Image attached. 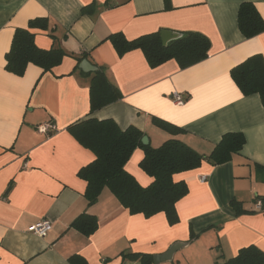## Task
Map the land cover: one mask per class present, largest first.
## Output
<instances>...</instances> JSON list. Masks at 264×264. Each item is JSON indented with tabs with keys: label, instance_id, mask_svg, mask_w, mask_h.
Listing matches in <instances>:
<instances>
[{
	"label": "crops",
	"instance_id": "0c3cea01",
	"mask_svg": "<svg viewBox=\"0 0 264 264\" xmlns=\"http://www.w3.org/2000/svg\"><path fill=\"white\" fill-rule=\"evenodd\" d=\"M106 1L0 0V264H71V257L83 260L76 264H139L121 254L160 255L175 243L186 245L160 264L222 263L250 245L264 252V215L255 202L264 197V108L258 95L244 96L230 76L246 58H264V32L245 39L237 26L244 2L264 21V0H169L167 9L163 0H108V8ZM86 6L89 14L82 15ZM35 18L50 25L34 30L38 48L84 54L119 99L91 113V76L79 69L82 60L77 65L70 56L45 73L32 64L21 77L5 71L14 30ZM158 30L204 35L207 57L184 69L175 60L151 68L141 50L119 56L106 40L114 33L132 40ZM175 93L182 103L174 102ZM88 117L111 119L121 129L133 126L153 148L177 139L208 156L227 133L242 134L245 144L224 164L202 162L173 176L188 192L175 206L178 223L170 226L163 213L131 215L106 188L87 204L86 183L77 173L95 156L67 128ZM153 118L183 132L169 134ZM49 122L55 132L36 131ZM142 157L136 149L125 169L145 187L151 178L139 167ZM233 201L253 213L237 216ZM82 214L97 220L90 236L71 226ZM44 218L52 223L44 238L27 232Z\"/></svg>",
	"mask_w": 264,
	"mask_h": 264
},
{
	"label": "trees",
	"instance_id": "16d2710c",
	"mask_svg": "<svg viewBox=\"0 0 264 264\" xmlns=\"http://www.w3.org/2000/svg\"><path fill=\"white\" fill-rule=\"evenodd\" d=\"M130 0H122L126 4ZM165 9L169 0H163ZM105 6L111 7L108 0ZM90 6L81 9V14H89ZM237 26L245 39H250L264 32V21L249 2L240 4L237 13ZM46 18L29 20L25 28H17L13 32L10 47L5 54V71L21 77L27 65L32 64L43 73L58 66L66 56L73 57L78 63L85 58L84 54L74 56L68 54L59 46L50 49H40L35 44L34 30H49ZM162 30L127 40L123 34H110L108 40L119 56L132 50H141L148 65L157 67L169 60H175L182 69L195 65L204 60L210 48L207 37L197 32H177L178 38L163 45ZM53 41H57L51 35ZM77 67V66H76ZM90 112L119 99L120 93L106 78L105 73L98 69L89 72ZM230 76L244 96L258 95L264 108V58L257 54L246 58L243 62L230 70ZM153 124L161 130L177 135L183 132L180 128L157 118ZM67 131L84 148L90 150L95 158L87 166L81 168L77 176L85 181L84 198L88 205L94 204L103 189L117 199L119 204L131 215L141 214L150 218L163 213L170 226L178 223L176 203L188 192L183 181L175 182V174L197 169L202 162L213 166L228 162L232 155L241 151L245 139L240 133H227L214 146L208 156H203L177 139H169L157 148L149 144L143 145L141 139L144 134L133 126L121 129L111 119L98 120L85 118L68 126ZM136 149L143 150V157L139 162L141 170L151 178L150 183L143 187L125 169V164ZM257 170L263 168L256 166ZM260 201V211L264 215V197L255 198ZM237 216L251 214L241 204L231 203ZM71 226L84 236H90L97 230V220L94 216L82 214ZM194 237H191L193 239ZM122 258L138 262L139 264H154L153 255L143 253H122ZM71 264L82 262L80 258L71 257ZM85 264V263H83ZM215 264H264V252L256 246L250 245L238 250L236 256Z\"/></svg>",
	"mask_w": 264,
	"mask_h": 264
},
{
	"label": "water",
	"instance_id": "95a60500",
	"mask_svg": "<svg viewBox=\"0 0 264 264\" xmlns=\"http://www.w3.org/2000/svg\"><path fill=\"white\" fill-rule=\"evenodd\" d=\"M178 37H179V35L177 33H174V32H167V31L161 32V40H162L163 45H166L167 42H169L170 40L176 39ZM79 69L82 70L83 72H94L97 70L96 67H93L86 60H82L80 62ZM141 143L143 145L148 144V139L146 136L142 137ZM183 245H186V244L175 243V244L171 245L170 248L165 253L160 254V255H154L153 256L154 264L170 262L172 260L174 253L177 252L178 250H180L183 247Z\"/></svg>",
	"mask_w": 264,
	"mask_h": 264
},
{
	"label": "built area",
	"instance_id": "2783aa9c",
	"mask_svg": "<svg viewBox=\"0 0 264 264\" xmlns=\"http://www.w3.org/2000/svg\"><path fill=\"white\" fill-rule=\"evenodd\" d=\"M173 100L175 103H182L183 99L181 98V96L179 94H173L172 96ZM36 131L39 134H43V135H49L52 134L53 132L56 131V127L54 124L49 123H45V124H40L36 127ZM260 203L257 202V206H259ZM52 228V223L50 220L44 218L38 222H36L35 224H33L32 226H30L27 230L28 233L39 237V238H44L51 230Z\"/></svg>",
	"mask_w": 264,
	"mask_h": 264
}]
</instances>
